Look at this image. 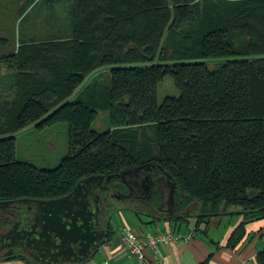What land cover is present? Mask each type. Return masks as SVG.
<instances>
[{"label":"trees","instance_id":"1","mask_svg":"<svg viewBox=\"0 0 264 264\" xmlns=\"http://www.w3.org/2000/svg\"><path fill=\"white\" fill-rule=\"evenodd\" d=\"M44 1L70 3L69 15L0 56V201L61 198L92 175L121 192L117 175L140 170L152 207L169 183L173 224L190 205L199 220L236 206L238 244L264 219V0ZM167 76L179 94L160 99ZM58 122L68 153L57 166L17 159L19 132Z\"/></svg>","mask_w":264,"mask_h":264},{"label":"crops","instance_id":"2","mask_svg":"<svg viewBox=\"0 0 264 264\" xmlns=\"http://www.w3.org/2000/svg\"><path fill=\"white\" fill-rule=\"evenodd\" d=\"M25 4L26 0H23L22 8ZM168 196L175 205L172 193ZM114 201L124 203L114 198L108 200L104 216L105 236L95 252L80 264H140L138 258L124 246L125 228L141 235L171 230L180 236L176 243L160 244L156 249L146 248L144 264H257V253L264 249V219L247 223L245 234L239 243L234 247L228 244L230 236L243 219L236 208H228V213L219 217L199 220L196 217L197 206L190 205L184 211L189 214L186 220L176 225L168 217L177 205L170 212L161 210V213H157L148 199L142 198V202L137 201L140 204L129 202L133 203V208L144 211L138 214L136 210L138 220L133 223L128 222L123 212L118 211ZM116 214L122 218L121 223L116 220ZM144 215L147 218L143 219ZM139 224L144 226L141 228ZM0 264L36 263L18 255H7L0 258Z\"/></svg>","mask_w":264,"mask_h":264},{"label":"water","instance_id":"3","mask_svg":"<svg viewBox=\"0 0 264 264\" xmlns=\"http://www.w3.org/2000/svg\"><path fill=\"white\" fill-rule=\"evenodd\" d=\"M104 179L109 180L110 176L83 178L68 195L57 199L0 201V206L13 203L36 206L32 216L16 220L9 234L17 231L21 239L30 241L35 252L28 257L36 264L82 263L95 252L106 233L102 202L94 199L93 193L98 181ZM1 223L3 226L7 222Z\"/></svg>","mask_w":264,"mask_h":264},{"label":"rangeland","instance_id":"4","mask_svg":"<svg viewBox=\"0 0 264 264\" xmlns=\"http://www.w3.org/2000/svg\"><path fill=\"white\" fill-rule=\"evenodd\" d=\"M22 1L0 0V56L15 51L21 40L31 39L34 35L40 38L45 37L43 33L50 31L49 18L50 20L60 19L61 21L62 19H66L69 15V7L71 6L68 2L61 3L55 5L53 8L55 10L52 11L44 0H35V6L30 7L28 10L33 0H26V5L21 9ZM0 74H5V72L1 70ZM178 94L179 90L176 88L171 77L167 76L160 82L158 86V96L160 99L165 95ZM108 118L107 113H100L92 125L93 128L99 131L106 129ZM16 144V157L18 160L32 163L40 168H54L68 153L67 124L58 122L44 127L29 126L16 135ZM169 188V185H164L166 193H169ZM131 201H136L134 202L135 204L142 202L139 200L137 203L138 200L134 198ZM114 202L117 203L116 207L118 211L123 212L122 214L128 222H137V209L133 208V203L124 202L121 204L118 201ZM230 208L234 209L237 207L231 206ZM137 212L138 214L144 213L141 210H137ZM164 212L166 213V211ZM116 215V220L121 223L122 218L118 214ZM142 218L145 219L147 216L144 215ZM139 226L144 225L139 224Z\"/></svg>","mask_w":264,"mask_h":264},{"label":"flooded vegetation","instance_id":"5","mask_svg":"<svg viewBox=\"0 0 264 264\" xmlns=\"http://www.w3.org/2000/svg\"><path fill=\"white\" fill-rule=\"evenodd\" d=\"M132 174L128 175V173H124V175L123 174L117 175L122 179L123 182L122 184L124 185L122 189H125V190H121V192L118 189L113 188L112 186L109 187L107 185L108 180L106 179H104L103 182L101 180L98 181V185L93 190V193L95 195L94 199L98 200L99 202H102L103 220L106 213L105 210V207L107 206L106 203H109L108 200L112 198L117 199L121 202H132L131 200L133 198L138 201L142 200V198H147V199L153 198L150 192L151 188L150 185L148 184L147 178L140 174V170L135 171ZM131 175L136 176L137 180L128 181V177ZM166 184L169 185L168 182H166ZM160 185L164 192V200L162 204L157 206L155 205L153 209L157 213H161V210L170 212L175 206L171 201V198L169 196L167 197V195L171 193L165 192L164 181L161 182ZM35 207L36 206L33 203H13L9 205L7 204L4 206H0V258H2L3 256L4 257L7 256L8 251H11L10 256L18 255L29 259L28 255H31L32 254L31 252L34 251V249H32L30 241L21 239L22 235L18 234L17 231H13L14 233L11 234H9V231L11 229L13 230L12 227L15 225L14 223L20 216L27 218H29V216H32ZM4 221H6L7 223L3 224L2 226L1 222ZM30 260L33 261L32 259Z\"/></svg>","mask_w":264,"mask_h":264},{"label":"built area","instance_id":"6","mask_svg":"<svg viewBox=\"0 0 264 264\" xmlns=\"http://www.w3.org/2000/svg\"><path fill=\"white\" fill-rule=\"evenodd\" d=\"M123 242L125 248L135 255L140 264L145 262V249H156L160 244L176 243L180 236L171 230L159 231L153 234L141 235L130 229H123Z\"/></svg>","mask_w":264,"mask_h":264}]
</instances>
